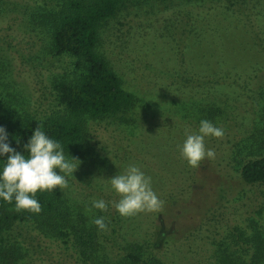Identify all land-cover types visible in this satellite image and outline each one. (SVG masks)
Listing matches in <instances>:
<instances>
[{"label": "rangeland", "instance_id": "1", "mask_svg": "<svg viewBox=\"0 0 264 264\" xmlns=\"http://www.w3.org/2000/svg\"><path fill=\"white\" fill-rule=\"evenodd\" d=\"M57 1H0V15L8 13L0 22V122L63 109L53 83L72 73L74 58L21 25ZM100 50L136 102L126 123L89 121L91 149L77 160L65 155L79 165L68 187H57L75 219L99 231L100 252L87 260L32 221L0 236V264H123L114 246L130 240L166 264H264V185L240 171L264 154V0H125ZM205 119L224 136L205 137L215 159L193 168L181 146ZM130 165L151 177L162 211L123 217L115 209L120 197L109 179ZM101 199L106 211L92 207ZM99 217L107 230L93 223Z\"/></svg>", "mask_w": 264, "mask_h": 264}, {"label": "trees", "instance_id": "2", "mask_svg": "<svg viewBox=\"0 0 264 264\" xmlns=\"http://www.w3.org/2000/svg\"><path fill=\"white\" fill-rule=\"evenodd\" d=\"M158 1L162 3L166 0ZM124 2L58 0L52 8L31 14L22 22V26L29 25L48 38L49 47L56 55H71L74 62L72 73L53 83L62 111L43 119L24 114L0 122V127L5 128L7 133L6 143L16 152L28 155L24 145L36 127H40L49 138L61 143L64 155L77 158L91 149L90 120L109 118L122 123L130 120L136 96L125 89L119 73L100 50L105 24L117 16ZM7 16V12L6 15L1 14L0 22L5 21ZM7 32V29L4 30V33ZM190 40V45L195 43L193 38ZM7 158L8 154L0 155V172ZM240 171L246 182L264 185V154L246 161ZM34 198L41 204L42 210L38 214L16 211L14 198L12 203L0 198V236L16 224L36 221L56 232L55 237L58 236L64 244L71 242L87 260L100 252L99 231L88 227L81 219H75L76 213L68 205L62 191L57 188L51 192L38 191ZM118 231L113 228L115 234ZM114 251L121 254L123 264H166L161 258L145 257L146 246L139 240L119 242ZM109 254L106 253L104 260L112 261Z\"/></svg>", "mask_w": 264, "mask_h": 264}, {"label": "clouds", "instance_id": "3", "mask_svg": "<svg viewBox=\"0 0 264 264\" xmlns=\"http://www.w3.org/2000/svg\"><path fill=\"white\" fill-rule=\"evenodd\" d=\"M209 136L222 138L224 130L206 119L201 120L198 132L186 133L181 155L189 166L196 168L205 158L215 159V151L205 146V137ZM6 141V130L0 127V155L8 154L0 172V198L8 203H12L14 198L16 211L25 210L38 214L42 208L34 198L36 193L51 192L57 187L66 189V177L73 175L79 164L66 159L61 143L49 138L40 127H36L24 145L27 156L16 152ZM73 160L77 159L73 157ZM55 169H59L62 174H57ZM109 181L120 197L114 207L121 216L131 217L141 212L162 211L164 202L152 189L151 177L146 176L139 167L130 165L122 174L115 175ZM92 207L107 210V204L102 199L94 200ZM93 223L99 230H107L104 217L95 218Z\"/></svg>", "mask_w": 264, "mask_h": 264}]
</instances>
